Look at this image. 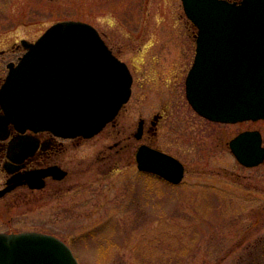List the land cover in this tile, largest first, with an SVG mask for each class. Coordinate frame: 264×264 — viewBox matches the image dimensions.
Masks as SVG:
<instances>
[{"label": "rangeland", "instance_id": "1", "mask_svg": "<svg viewBox=\"0 0 264 264\" xmlns=\"http://www.w3.org/2000/svg\"><path fill=\"white\" fill-rule=\"evenodd\" d=\"M61 19L101 33L128 65L132 92L114 138L67 147L62 193L21 202L20 229L56 235L79 264H232L264 234V166L240 167L225 145L236 126L207 122L188 103L194 39L181 0H0V50ZM154 114L150 141L184 164L179 184L136 169L131 133Z\"/></svg>", "mask_w": 264, "mask_h": 264}, {"label": "water", "instance_id": "2", "mask_svg": "<svg viewBox=\"0 0 264 264\" xmlns=\"http://www.w3.org/2000/svg\"><path fill=\"white\" fill-rule=\"evenodd\" d=\"M196 26V53L186 80V97L201 115L233 122L264 118V0H181ZM8 65L0 103L34 130L68 137H91L117 114L130 96L132 76L96 28L77 19L58 20ZM231 141L235 157L259 162L264 149ZM255 152L252 156L250 153ZM244 153V155H243ZM139 170L177 184L183 164L142 145ZM0 264H79L70 247L46 233H0Z\"/></svg>", "mask_w": 264, "mask_h": 264}, {"label": "flooded vegetation", "instance_id": "3", "mask_svg": "<svg viewBox=\"0 0 264 264\" xmlns=\"http://www.w3.org/2000/svg\"><path fill=\"white\" fill-rule=\"evenodd\" d=\"M191 25L193 27L191 33L194 39V52L186 74L192 65L195 53L196 28L193 24ZM21 49V44L15 43L10 49L0 50V87L6 77L8 65L18 62L22 54ZM123 107L124 105L116 117L107 123L95 136L91 138H84L82 136L70 138L57 135L50 129L33 130L31 128H25L20 120L13 117L15 115L14 111L5 109L0 103V233H17L23 230H35L20 229L18 219L21 202L26 205H32L36 203L35 198L38 194L52 198L54 194L62 193L64 187L62 181L68 175V169L65 165L67 164V159L65 158L67 147H77L98 136L107 140L114 138L116 136L114 130L119 125L118 115ZM192 109L194 110L193 107ZM198 115L210 123L236 126V130L231 137L224 140L226 148L233 155L240 167L243 169H253L264 166V156L259 162L247 165L235 157L230 146L234 138L241 136L240 149L244 148V145H247L248 148L254 151L257 139L258 145L264 149V131L257 124L264 121V118L221 122L205 118L200 114ZM160 118V114H154L149 124H146V121L140 118L136 129L131 133V136L134 138L133 141L138 142L134 151L135 164L136 152L142 145L163 151L150 141L156 133V127L160 122ZM118 133L120 131H117ZM115 142V145H117L119 141ZM109 147L111 148L113 146ZM250 154L253 156L255 152Z\"/></svg>", "mask_w": 264, "mask_h": 264}, {"label": "trees", "instance_id": "4", "mask_svg": "<svg viewBox=\"0 0 264 264\" xmlns=\"http://www.w3.org/2000/svg\"><path fill=\"white\" fill-rule=\"evenodd\" d=\"M232 264H264V234L246 240Z\"/></svg>", "mask_w": 264, "mask_h": 264}]
</instances>
